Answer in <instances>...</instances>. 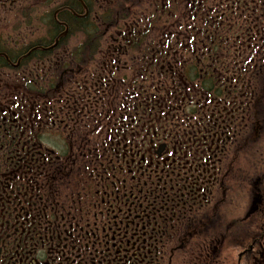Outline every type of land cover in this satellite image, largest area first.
<instances>
[{"label":"flooded vegetation","instance_id":"1","mask_svg":"<svg viewBox=\"0 0 264 264\" xmlns=\"http://www.w3.org/2000/svg\"><path fill=\"white\" fill-rule=\"evenodd\" d=\"M221 1L263 48L264 6ZM196 3L0 0V264H264V71L185 45Z\"/></svg>","mask_w":264,"mask_h":264},{"label":"trees","instance_id":"2","mask_svg":"<svg viewBox=\"0 0 264 264\" xmlns=\"http://www.w3.org/2000/svg\"><path fill=\"white\" fill-rule=\"evenodd\" d=\"M258 1L260 7L264 6V0H233V7H235L236 9L245 8L247 10H250V8L255 7L254 4L258 3ZM192 6L190 8H192ZM193 8L194 9L190 12L191 18L186 19L189 26L186 27L185 25H183L182 29L187 30L189 32L195 29L199 33L196 34L191 33L189 37L185 38L184 44L193 46V44H217V43L230 42L233 45L234 53L236 50L239 53V55L235 53V56H240V54H242L244 58H248L247 62L248 64H250V69H249L250 74L252 75L253 73L257 74V75H253V77L251 78L252 82L259 83V80L261 79L262 75L259 76L258 74H260L259 71L261 72L264 71L263 69L264 62L259 61L258 59L264 57V47L261 48L259 46H252V48L248 49V51H243L244 48L243 49L240 48L241 47L240 42H242L241 37L243 32L240 29L238 30V27L241 24L240 18H238V16L233 17L234 20L231 23L233 28L231 29L227 28V24L224 23V19L220 16V13L218 17L215 16V18L211 19V16H208V13L222 12L224 10V7H222L221 0H197V3L194 4ZM180 9L182 13H188L189 10L186 8V6L183 3L180 5ZM166 12L164 14L165 17H167L168 15V13ZM251 14L252 12H250L249 14L250 17ZM102 18L104 23L106 22L110 23V19L112 18L111 13L110 14L104 13ZM97 23L98 20H97V15L95 13H91L89 16H87V18H81L83 47L82 49L76 50L74 53H72L74 59L84 60V56H89L90 54L93 53L95 54L98 52L99 44H100V40H99L100 26ZM77 28H80V26L78 25ZM143 41L146 43L147 40H143ZM153 42L155 41L152 40L151 45ZM136 46L137 49L140 47L138 44H136ZM151 47L153 48L155 46L152 45ZM186 61H191L193 64L194 62L198 61V58H190L187 59ZM200 67L205 72L209 70L206 75L210 76L213 74L212 71H210L209 66H200ZM200 67L197 65H195L194 68L191 67L190 77L195 78L197 76H200L199 73ZM243 72L244 69H241L237 73L241 74ZM186 75H188V73H186ZM257 83H253L252 88L256 86L258 87L259 84Z\"/></svg>","mask_w":264,"mask_h":264},{"label":"rangeland","instance_id":"3","mask_svg":"<svg viewBox=\"0 0 264 264\" xmlns=\"http://www.w3.org/2000/svg\"><path fill=\"white\" fill-rule=\"evenodd\" d=\"M7 22H8V21H6V23H7ZM14 22H15V21H9V22L7 23V27H10V26H11V27H12V26L14 27ZM78 39H79V38H78ZM76 42H78L77 39H75V40L72 39V40H71V43H73V44L76 43Z\"/></svg>","mask_w":264,"mask_h":264}]
</instances>
